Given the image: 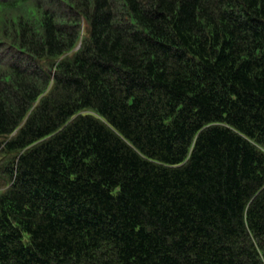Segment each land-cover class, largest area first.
<instances>
[{"label":"trees","instance_id":"16d2710c","mask_svg":"<svg viewBox=\"0 0 264 264\" xmlns=\"http://www.w3.org/2000/svg\"><path fill=\"white\" fill-rule=\"evenodd\" d=\"M0 264H264V0H0Z\"/></svg>","mask_w":264,"mask_h":264}]
</instances>
